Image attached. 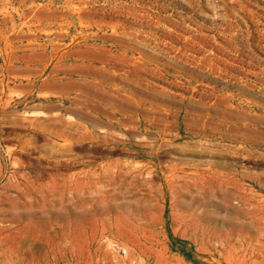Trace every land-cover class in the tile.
I'll return each mask as SVG.
<instances>
[{
	"label": "rangeland",
	"instance_id": "374dc122",
	"mask_svg": "<svg viewBox=\"0 0 264 264\" xmlns=\"http://www.w3.org/2000/svg\"><path fill=\"white\" fill-rule=\"evenodd\" d=\"M0 264H264V0H0Z\"/></svg>",
	"mask_w": 264,
	"mask_h": 264
}]
</instances>
